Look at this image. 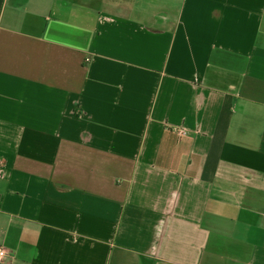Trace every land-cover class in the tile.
<instances>
[{
    "label": "crops",
    "instance_id": "0c3cea01",
    "mask_svg": "<svg viewBox=\"0 0 264 264\" xmlns=\"http://www.w3.org/2000/svg\"><path fill=\"white\" fill-rule=\"evenodd\" d=\"M0 244L264 264V0H0Z\"/></svg>",
    "mask_w": 264,
    "mask_h": 264
},
{
    "label": "built area",
    "instance_id": "2783aa9c",
    "mask_svg": "<svg viewBox=\"0 0 264 264\" xmlns=\"http://www.w3.org/2000/svg\"><path fill=\"white\" fill-rule=\"evenodd\" d=\"M181 133L184 134L182 131ZM5 256H6V251L0 244V259H3Z\"/></svg>",
    "mask_w": 264,
    "mask_h": 264
}]
</instances>
